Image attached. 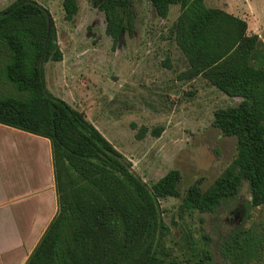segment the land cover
<instances>
[{"label":"trees","instance_id":"1","mask_svg":"<svg viewBox=\"0 0 264 264\" xmlns=\"http://www.w3.org/2000/svg\"><path fill=\"white\" fill-rule=\"evenodd\" d=\"M105 33L117 41L131 33L132 0H94ZM165 18L179 13L171 35L192 79L201 76L233 106L213 112V125L236 139L233 162L201 190L191 184L182 206L199 212L238 203L243 182L246 211L264 204V67L253 60L261 40L247 22L205 0H148ZM65 19L76 0H62ZM62 60L50 13L34 0H14L0 10V78L20 95L0 94V123L47 138L51 145L57 211L24 264H162L156 242L164 228L158 198L178 196L179 172L169 170L150 187L85 115L46 87L43 64ZM160 129H156L158 132ZM237 227L223 239L226 264H255L264 255V227ZM203 264H214L205 255Z\"/></svg>","mask_w":264,"mask_h":264},{"label":"rangeland","instance_id":"2","mask_svg":"<svg viewBox=\"0 0 264 264\" xmlns=\"http://www.w3.org/2000/svg\"><path fill=\"white\" fill-rule=\"evenodd\" d=\"M12 1L0 0V10ZM34 1L50 13L62 52V60L43 64L47 89L81 111L148 187L171 169L179 172L178 196L158 198L164 228L155 247L162 264H203L206 254L214 264H226L223 239L237 227L261 230L264 204L245 210L249 192L243 182L238 203L226 210L182 206L191 184L206 190L232 164L236 139L213 125V112L240 98L225 95L201 76L182 74L187 61L171 35L179 5L171 4L161 18L148 0H132V32L114 42L94 0H76L71 20L65 19L62 0ZM205 3L243 16L247 32L261 40L253 63L264 67V0ZM0 94L21 93L1 77ZM255 264H264V255Z\"/></svg>","mask_w":264,"mask_h":264},{"label":"crops","instance_id":"3","mask_svg":"<svg viewBox=\"0 0 264 264\" xmlns=\"http://www.w3.org/2000/svg\"><path fill=\"white\" fill-rule=\"evenodd\" d=\"M56 211L50 141L0 123V264H24Z\"/></svg>","mask_w":264,"mask_h":264}]
</instances>
